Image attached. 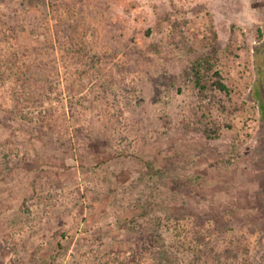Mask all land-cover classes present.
I'll use <instances>...</instances> for the list:
<instances>
[{
	"label": "rangeland",
	"instance_id": "obj_1",
	"mask_svg": "<svg viewBox=\"0 0 264 264\" xmlns=\"http://www.w3.org/2000/svg\"><path fill=\"white\" fill-rule=\"evenodd\" d=\"M162 248L264 264V0H0V264Z\"/></svg>",
	"mask_w": 264,
	"mask_h": 264
},
{
	"label": "trees",
	"instance_id": "obj_2",
	"mask_svg": "<svg viewBox=\"0 0 264 264\" xmlns=\"http://www.w3.org/2000/svg\"><path fill=\"white\" fill-rule=\"evenodd\" d=\"M27 4L31 6H35L39 3H46L47 0H24ZM213 65L210 62V57L202 58L201 60L197 61L193 67V74L194 79L196 82V85L200 88L201 91H206L208 89L209 80H212V78H217L215 82H213V90H218L222 92H226L228 90V86L223 82L220 71L213 72ZM212 74V75H210ZM145 169L142 173V176L144 179H150V180H160L165 175L166 169L157 168L152 162L144 161ZM175 181V180H174ZM177 183H179L177 181ZM183 186L187 185L186 182L181 181ZM142 216L146 217L147 222L156 223V219L153 214L149 210L142 211ZM137 214H129L122 220V228L129 229L133 228L134 223L131 222L132 219H136ZM137 220V219H136ZM135 221V220H134ZM156 221V222H155ZM146 222V223H147ZM143 227V225H141ZM154 231V230H153ZM151 231V234H155V232ZM161 237V236H156ZM159 256H160V262L166 264L169 260V256H171V252L168 249H160L159 250Z\"/></svg>",
	"mask_w": 264,
	"mask_h": 264
}]
</instances>
